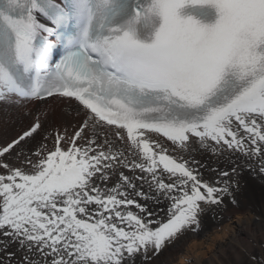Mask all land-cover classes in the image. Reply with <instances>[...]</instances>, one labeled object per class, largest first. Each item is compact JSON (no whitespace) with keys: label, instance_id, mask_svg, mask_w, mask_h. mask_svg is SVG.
<instances>
[{"label":"snow or ice","instance_id":"snow-or-ice-1","mask_svg":"<svg viewBox=\"0 0 264 264\" xmlns=\"http://www.w3.org/2000/svg\"><path fill=\"white\" fill-rule=\"evenodd\" d=\"M47 98L79 124L0 144V264H151L264 174V0H0V102Z\"/></svg>","mask_w":264,"mask_h":264},{"label":"bare ground","instance_id":"bare-ground-1","mask_svg":"<svg viewBox=\"0 0 264 264\" xmlns=\"http://www.w3.org/2000/svg\"><path fill=\"white\" fill-rule=\"evenodd\" d=\"M75 104H53L48 106L44 102H20L19 104H6L0 102V144L10 142L26 130L31 122L40 117L44 128L51 131L57 129L68 132L73 126L79 124L80 118L72 110ZM40 137L33 140L28 147H35ZM192 155L209 167H233L224 156H213L210 151L203 150L198 143L192 145ZM234 163H241L235 161ZM239 175L234 177L238 181L233 195L239 208L224 211V218L220 224L210 223L206 215L201 219L198 232H185L175 243L165 247L156 256L151 264H244L247 263L254 251L262 253L260 242L264 243V174L249 170L245 167L238 169ZM127 174V170H125ZM210 175L206 173V176ZM227 197V196H226ZM224 198V201L230 199ZM243 198V200H242ZM220 207H214L219 210ZM222 212V211H220ZM202 218V217H201ZM216 239H224L217 241ZM216 244L208 256L202 247ZM168 248V250H166ZM165 252V253H164ZM207 254V253H206Z\"/></svg>","mask_w":264,"mask_h":264},{"label":"rangeland","instance_id":"rangeland-1","mask_svg":"<svg viewBox=\"0 0 264 264\" xmlns=\"http://www.w3.org/2000/svg\"><path fill=\"white\" fill-rule=\"evenodd\" d=\"M51 103V102H50ZM31 124H32V122H31ZM262 184H263V186H264V182H262ZM264 193V192H263ZM227 198V197H226ZM242 200H243V198H242ZM240 201V198L238 199L237 198V203H235V204H233V203H231L230 202V199H227V200H225L224 201V204H223V206H221L220 208H219V210H215V212H214V207L213 208H210L207 212H206V217H207V220L211 223H214V225L215 224H220L221 222V220H223V218H224V211H226V210H235V209H237V208H239V205H238V202ZM220 211H222V212H220ZM205 215H203L202 216V218L201 219H203V217L205 216ZM217 241H224V239H216ZM216 244L214 243V245L212 244L211 246H207V247H209V250H206V247H202L201 249L203 250V252L205 253V255L206 256H208L209 254H210V252L212 251V250H215V248H216V246H215ZM259 245H261V248H262V251L261 252H264V243H262V242H260L259 243ZM168 247V246H167ZM166 250H168V248H166ZM165 253V252H164ZM207 253V254H206ZM261 254L262 253H258V252H256V251H254L253 253H252V255H255L256 257H260L261 256ZM190 259H186L185 260V263H190ZM244 264H247V263H244Z\"/></svg>","mask_w":264,"mask_h":264}]
</instances>
